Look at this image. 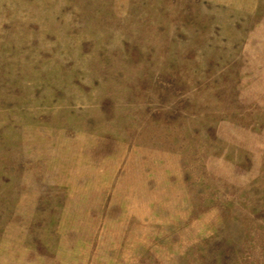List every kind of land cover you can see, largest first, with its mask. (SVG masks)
Masks as SVG:
<instances>
[{
    "label": "rangeland",
    "instance_id": "obj_1",
    "mask_svg": "<svg viewBox=\"0 0 264 264\" xmlns=\"http://www.w3.org/2000/svg\"><path fill=\"white\" fill-rule=\"evenodd\" d=\"M0 264H264V0H0Z\"/></svg>",
    "mask_w": 264,
    "mask_h": 264
}]
</instances>
